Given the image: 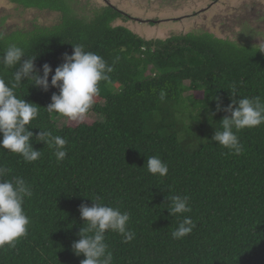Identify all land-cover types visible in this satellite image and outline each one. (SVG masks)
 <instances>
[{
	"label": "trees",
	"instance_id": "obj_1",
	"mask_svg": "<svg viewBox=\"0 0 264 264\" xmlns=\"http://www.w3.org/2000/svg\"><path fill=\"white\" fill-rule=\"evenodd\" d=\"M103 1L7 0L14 11L51 14L55 21L18 28L6 26L10 16L0 18V57L10 43L18 44L27 56L36 55L40 75L43 64L51 66L50 83L63 54L80 44L114 71L99 84L86 115L96 117L91 124L57 126L62 115L44 107L58 88L44 91L29 81L15 88L18 97L41 107L29 125L36 127L30 129L34 137L41 129L66 139L67 155L58 162L54 147L35 139L41 156L34 162L0 149V165L11 169L5 178H23L32 191L23 204L27 235L0 248V264H80L84 257L71 250L86 227L78 209L96 198L128 212L135 233L123 243L120 234L106 232L113 264H264V124L236 132L239 155L211 140L228 114L216 112V97L226 107L235 85L240 98L264 100V48L208 32L145 40L116 25L130 16ZM15 70H0L9 86ZM152 156L167 164L165 176L149 173ZM177 195L189 197L191 212L169 215ZM185 216L195 227L173 239Z\"/></svg>",
	"mask_w": 264,
	"mask_h": 264
},
{
	"label": "clouds",
	"instance_id": "obj_2",
	"mask_svg": "<svg viewBox=\"0 0 264 264\" xmlns=\"http://www.w3.org/2000/svg\"><path fill=\"white\" fill-rule=\"evenodd\" d=\"M2 39L4 37L0 35V40ZM72 47L71 54H63V63L55 68L50 83L49 74L53 69L49 64L42 65L40 75L34 64L36 55L27 56L25 49L16 43H10L4 50L0 65L3 69L16 70L11 86L0 78V149L19 154L27 162H34L41 156V151L33 147L35 139L54 147L58 162L66 157V139L52 136L51 132L41 129L34 137L30 129L36 127L29 125L38 117L41 107L18 97L15 88L25 81L44 91L50 86L58 88V93L52 94L51 102L44 108L71 121L82 122L100 93V82L110 80L109 74L114 71V67L102 56L86 51L83 45ZM228 91L230 103L226 107H222L218 97L215 98L216 112L224 111L228 114L219 121L222 130L215 129L211 140L239 155L243 151V145L236 132L264 124V100L259 96L240 98L235 85ZM160 98H165L163 92ZM147 169L150 174L161 177L168 172L167 164L158 156L147 159ZM10 172L11 169L0 165V248L5 245L14 247L17 240L27 235L30 225V218L26 215L23 204L26 197H31V188L23 178L6 179ZM89 200L92 201L91 206L83 203L79 206L80 219L86 227L80 228L77 233L79 239L73 241L71 250L74 255L84 257L80 264H113V254L105 242L106 232L120 234L123 243L131 242L135 233L128 228L130 214L122 212L119 207L103 204L101 198ZM166 209L169 215L191 212L189 197L172 196L170 208ZM194 227V221L185 216L172 232V238L181 239L190 234Z\"/></svg>",
	"mask_w": 264,
	"mask_h": 264
},
{
	"label": "rangeland",
	"instance_id": "obj_3",
	"mask_svg": "<svg viewBox=\"0 0 264 264\" xmlns=\"http://www.w3.org/2000/svg\"><path fill=\"white\" fill-rule=\"evenodd\" d=\"M99 6L103 0H94ZM131 20L117 22L129 28L145 40L166 39L172 34L208 32L217 38L245 46L264 48V0H107ZM7 0H0V18L10 16L6 26L23 28L27 24L50 25L54 15L37 11H14ZM149 21H155L150 25ZM191 94L189 92L186 95ZM200 98V93H193ZM62 116L57 119L60 128L66 122L70 126L91 124L93 114L82 122Z\"/></svg>",
	"mask_w": 264,
	"mask_h": 264
}]
</instances>
